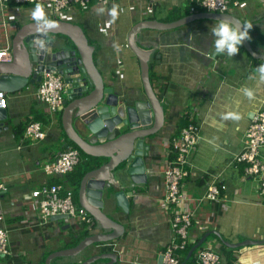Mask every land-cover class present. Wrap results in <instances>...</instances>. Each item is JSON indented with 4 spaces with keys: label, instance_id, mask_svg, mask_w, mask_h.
Returning a JSON list of instances; mask_svg holds the SVG:
<instances>
[{
    "label": "crops",
    "instance_id": "crops-1",
    "mask_svg": "<svg viewBox=\"0 0 264 264\" xmlns=\"http://www.w3.org/2000/svg\"><path fill=\"white\" fill-rule=\"evenodd\" d=\"M239 1L234 14L244 24L252 25L249 41L253 49L264 53V41L260 38H264V0ZM147 5V0H116L108 4L92 1L86 8L73 6L62 19L83 27L90 44L95 46L94 61L106 86L125 93L137 92L141 97H145L141 62L126 46L132 29L147 20L168 23L190 14L210 12L201 11L202 7L192 0H155L153 10L147 9ZM113 7L118 11L114 22L109 15ZM34 8L35 5L0 3V47L12 46L18 31L34 22L31 18ZM219 22L220 19L202 18L170 29L139 31L137 44L149 53L151 82L165 113L158 133L146 138L153 153L147 161L148 179L132 186L126 177L123 184L129 192L126 211L113 196L117 189H105L103 211L123 226L119 228L121 235L114 240L93 242L73 255L57 254L76 247L86 237L109 233L113 228L98 222L92 226L79 217L69 221L41 219L32 191L65 178L48 175L44 164L70 147L68 134H64L56 114L36 98L38 83L7 92L4 119L7 128L0 132V179L5 183V189L0 191V226L9 229L11 254L0 256V264H82L109 253L117 254V262L113 264H159L164 250L178 237L172 222L180 207L166 201L164 171L171 157L170 142L191 119L200 125V141L192 156L190 175L183 181L187 196L183 208L193 213L188 244L195 245L205 238L202 246L218 252L220 264L235 260L264 264V244L229 246L248 239L264 240V194L256 177H244L242 165L234 161L264 101V81L257 72L264 58H255L244 43L234 57L215 55L210 28ZM8 28L10 31L6 32ZM244 89H252L255 98H247ZM229 112H239L242 119L239 122L225 119ZM32 120L42 122L47 133L45 139L33 140L24 135ZM73 123L85 139L90 137L78 117ZM20 128L23 133L16 131ZM57 144L63 148L53 151ZM105 158L106 162L110 160ZM123 169L124 163L115 168V174L121 175ZM212 173L220 174L227 185L221 199L216 201L203 199L207 191L205 179ZM60 184L62 193L72 190L77 202L70 183ZM78 202L82 205L79 192ZM68 222L71 225L66 227ZM110 262L111 258L100 257L89 264Z\"/></svg>",
    "mask_w": 264,
    "mask_h": 264
},
{
    "label": "water",
    "instance_id": "water-1",
    "mask_svg": "<svg viewBox=\"0 0 264 264\" xmlns=\"http://www.w3.org/2000/svg\"><path fill=\"white\" fill-rule=\"evenodd\" d=\"M202 18L226 19L244 25L235 14L201 12L168 23L147 20L132 29L128 38L129 47L141 62L145 97H141L137 92L125 93L115 90L112 86H106L94 61L95 46L90 44L83 27L78 24L53 19L61 27L44 36L36 31V27L33 29L35 22H31L15 35L11 50L12 60L0 64V89L15 92L28 84L41 82L45 71L57 70L67 85L62 121L69 138L89 155L110 158L108 162L85 174L79 194L81 204L96 220L92 226L98 222L112 227L113 231L86 237L76 247L65 249L57 255H73L93 242L117 239L121 235L119 228L123 226L103 211L105 189H117L113 196L117 204L126 211L129 205V192L124 190L123 185L126 177L131 180L132 186L148 179L147 161L149 157H153V153L146 138L158 133L163 125L165 113L161 98L151 82L149 53L137 44L139 31L142 28L170 29ZM58 34L63 36H57ZM41 40L44 42L43 48L38 43ZM244 45L255 58H264V53L253 49L249 40H245ZM6 117V109H0V132L7 128L4 122ZM77 117L90 133L89 138L85 139L75 128L73 122ZM122 163L124 169L121 175H116L115 168ZM52 219L69 221L70 218L67 215H57ZM70 225L68 222L66 227ZM204 239L190 249L186 260L181 264H186L187 259L203 244ZM255 244H264V240L248 239L228 245L231 248H241ZM100 257L111 258L110 264L117 262V254L109 253L108 256H96L82 264H89ZM163 259L164 255H161L159 264H163Z\"/></svg>",
    "mask_w": 264,
    "mask_h": 264
},
{
    "label": "built area",
    "instance_id": "built-area-1",
    "mask_svg": "<svg viewBox=\"0 0 264 264\" xmlns=\"http://www.w3.org/2000/svg\"><path fill=\"white\" fill-rule=\"evenodd\" d=\"M102 4H108L116 0H94ZM147 9L153 10L155 0H147ZM202 8L215 13H228L239 7V0H192ZM14 2L16 4L37 3L44 7L48 16L55 19H63L67 10L73 6L86 8L92 0H0L1 4ZM108 32V29H105ZM129 46V44H126ZM12 46L0 47V64L12 60ZM67 85L63 76L57 70L45 71L39 82L36 98L48 105L51 113H56L65 108V94ZM8 104L7 91L0 89V109H6ZM27 138L42 140L46 138L44 125L40 121L32 120L25 128ZM200 141V125L193 119L185 125L173 141L170 142L169 164L164 171L166 184V201L180 207L174 214L173 227L177 232V240H173L164 250L163 264H181L179 252L183 251L188 243L189 227L192 225L193 213L184 210L183 204L187 200L183 190V181L189 177L192 168V156ZM264 147V101L257 110L252 123L245 135V143L242 151L238 153L234 161L244 165V177L251 176L259 179V190L264 194V161L261 158V148ZM80 162L78 149L69 147L60 152L54 160L44 164V171L48 175H65L75 169ZM207 191L204 200L216 201L221 199L222 193L227 189L225 181L220 174L212 173L206 179ZM5 189V183L0 179V191ZM60 183L43 184L32 191V197L40 210V217L48 221L53 216L67 215L68 218L79 217L85 223H93L94 217L83 206L75 202L72 190H66ZM202 200V199H201ZM9 229L0 226V256L11 254ZM195 257L196 264H220V254L211 248L198 247ZM231 264H243L235 260Z\"/></svg>",
    "mask_w": 264,
    "mask_h": 264
},
{
    "label": "clouds",
    "instance_id": "clouds-1",
    "mask_svg": "<svg viewBox=\"0 0 264 264\" xmlns=\"http://www.w3.org/2000/svg\"><path fill=\"white\" fill-rule=\"evenodd\" d=\"M101 12L104 9H100ZM113 22L118 18V11L116 7H113L109 13ZM31 18L35 22L36 31L38 33L47 36L51 30L57 28V22L50 19L44 7L37 3L34 10L31 12ZM252 28L251 24L241 25L240 23H234L232 21L221 19L218 24L213 25L210 28V35L213 38L214 53L217 56L234 57L239 53L240 47L245 40H250L249 30ZM41 48L44 46V42L38 41ZM260 73V79L264 81V64H261L257 69ZM244 94L247 98L254 99L255 93L252 89H244ZM225 119H231L239 122L242 116L239 112H229Z\"/></svg>",
    "mask_w": 264,
    "mask_h": 264
},
{
    "label": "trees",
    "instance_id": "trees-1",
    "mask_svg": "<svg viewBox=\"0 0 264 264\" xmlns=\"http://www.w3.org/2000/svg\"><path fill=\"white\" fill-rule=\"evenodd\" d=\"M92 1H94V0H92ZM28 5H31V4H28ZM201 11H206V10L204 8H202ZM72 45L75 47V45L73 43H72ZM150 76H151V79H152L153 75H152V71H151V65H150ZM38 85H39V83H38ZM53 114H56V116L58 117L59 122L61 124V127H62V129L64 131V134L66 135L67 133L64 130V126L62 124L63 110L57 111L56 113H53ZM181 129H180V131H181ZM16 131L19 132V133H23L24 130L22 128H20V129H16ZM66 137L68 139V143L70 144V147H73V148L79 150V152H80V162L75 167V169L73 171L63 175V177L65 176V178L57 179L56 182L57 183H65V182L68 183L69 182L71 187L75 191V194H76L75 197L77 198L76 201L78 202V192H79V189H80V186H81V181H82L83 177L85 176V174L88 171L96 169V168L100 167L101 165H103L107 161V159L105 157H97V156H92V155H89V154L85 153L74 141L69 140L68 135H66ZM243 168H244V165H242V170H243ZM65 179L67 181H65ZM193 246H194V243H191V244L187 243L185 249L182 251L183 255L181 253H179V255H182V256H180V258H181L180 261L181 262L186 260L188 252L190 251V249ZM202 247L203 246L201 245L200 248H202ZM197 251H198V249H196L193 252L192 256L187 259L186 264H193L194 262L196 263L195 257H196Z\"/></svg>",
    "mask_w": 264,
    "mask_h": 264
},
{
    "label": "rangeland",
    "instance_id": "rangeland-1",
    "mask_svg": "<svg viewBox=\"0 0 264 264\" xmlns=\"http://www.w3.org/2000/svg\"><path fill=\"white\" fill-rule=\"evenodd\" d=\"M23 6V5H22ZM228 13H230V14H234V13H236L237 14V11L236 10H230ZM10 31V29L8 28L7 30H6V32H9ZM4 33L5 32H2L1 34H2V36H4ZM58 36H63V34H58ZM261 39H263V41H264V38L261 36L260 37ZM260 39V40H261ZM96 60V59H95ZM65 97H67V94H65ZM43 143H45V142H43ZM46 144V143H45ZM61 148H63L62 147V144H57V145H55L54 147H53V151H58L59 149H61ZM261 152L264 154V147H262L261 148ZM262 154V155H263ZM262 160L264 161V157L262 156ZM257 181L256 182H258V184H259V179L258 178H255ZM258 186V185H257Z\"/></svg>",
    "mask_w": 264,
    "mask_h": 264
},
{
    "label": "bare ground",
    "instance_id": "bare-ground-1",
    "mask_svg": "<svg viewBox=\"0 0 264 264\" xmlns=\"http://www.w3.org/2000/svg\"><path fill=\"white\" fill-rule=\"evenodd\" d=\"M57 25H59V24H57ZM33 27V29L36 27V26H32ZM61 26H57V28L56 29H58V28H60ZM32 29V28H31Z\"/></svg>",
    "mask_w": 264,
    "mask_h": 264
}]
</instances>
